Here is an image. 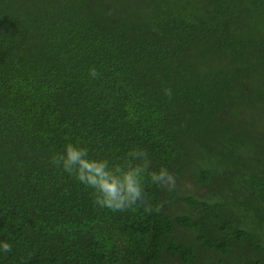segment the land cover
I'll return each instance as SVG.
<instances>
[{
  "label": "trees",
  "instance_id": "16d2710c",
  "mask_svg": "<svg viewBox=\"0 0 264 264\" xmlns=\"http://www.w3.org/2000/svg\"><path fill=\"white\" fill-rule=\"evenodd\" d=\"M69 142L143 148L179 187L100 208L49 163ZM0 242V264H264V0H0Z\"/></svg>",
  "mask_w": 264,
  "mask_h": 264
},
{
  "label": "clouds",
  "instance_id": "9594fccd",
  "mask_svg": "<svg viewBox=\"0 0 264 264\" xmlns=\"http://www.w3.org/2000/svg\"><path fill=\"white\" fill-rule=\"evenodd\" d=\"M89 76L99 78L100 73L92 67ZM171 97V89L162 90ZM49 163L62 169L85 188L90 190L93 203L113 212L143 209L144 213L159 212L161 204H153L145 191L146 181L168 192L177 191V177L164 166L154 169L147 150L133 147L121 158L109 160L91 156L89 149L77 143H66L62 151L54 153ZM12 246L0 242V251L8 253Z\"/></svg>",
  "mask_w": 264,
  "mask_h": 264
}]
</instances>
